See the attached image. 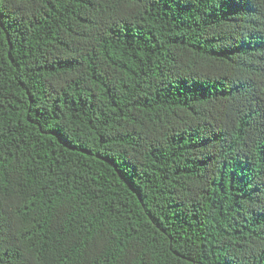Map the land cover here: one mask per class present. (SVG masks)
<instances>
[{"label": "trees", "instance_id": "1", "mask_svg": "<svg viewBox=\"0 0 264 264\" xmlns=\"http://www.w3.org/2000/svg\"><path fill=\"white\" fill-rule=\"evenodd\" d=\"M0 264H264V0H0Z\"/></svg>", "mask_w": 264, "mask_h": 264}]
</instances>
